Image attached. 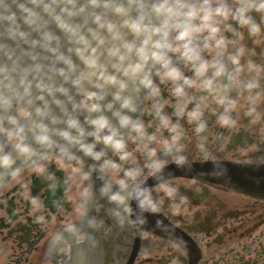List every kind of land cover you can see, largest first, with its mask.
Listing matches in <instances>:
<instances>
[{"label": "clouds", "instance_id": "clouds-1", "mask_svg": "<svg viewBox=\"0 0 264 264\" xmlns=\"http://www.w3.org/2000/svg\"><path fill=\"white\" fill-rule=\"evenodd\" d=\"M245 32L264 38V0H0V130L11 143V150L0 146V169L15 175L21 157L90 158L101 202H110L121 223L156 211L142 177L151 168L167 181L169 160L191 167L184 122L201 155L211 157L206 110L221 126H234L235 90L247 92L244 114L261 118L264 89L254 90L264 65L253 59ZM212 166L224 167L218 157ZM113 169L123 171L115 181ZM90 189L80 193L85 205L96 203ZM164 189L175 191L167 183Z\"/></svg>", "mask_w": 264, "mask_h": 264}, {"label": "flooded vegetation", "instance_id": "flooded-vegetation-1", "mask_svg": "<svg viewBox=\"0 0 264 264\" xmlns=\"http://www.w3.org/2000/svg\"><path fill=\"white\" fill-rule=\"evenodd\" d=\"M244 42L264 65V38L254 40L245 32ZM161 88L167 98L163 83ZM261 89L264 75L254 91ZM231 95L240 98L234 126H221L206 110L211 157L201 155L191 125L182 120L191 167L166 161L167 181L147 168L142 180L158 209L134 220L121 223L110 202H101V178L90 158L82 164L36 158L9 175L0 184V264H264V92L256 121L244 114L247 92ZM143 118L147 122L152 116L144 113ZM129 146L137 149L136 162L144 164L139 146L134 141ZM217 157L223 168H213ZM82 171L90 175L85 178ZM111 175L115 181L123 171L113 169ZM164 183L175 189L171 196ZM86 186L95 204L85 205L80 193Z\"/></svg>", "mask_w": 264, "mask_h": 264}, {"label": "water", "instance_id": "water-1", "mask_svg": "<svg viewBox=\"0 0 264 264\" xmlns=\"http://www.w3.org/2000/svg\"><path fill=\"white\" fill-rule=\"evenodd\" d=\"M7 127H8L7 125L4 126L5 129ZM5 133H6V131L0 130V146H2L4 148V150H11V145L8 144V142L6 140ZM36 158L37 157H32V158H29V159L25 160L23 157H21V158L18 159L17 165H15L14 167H18L20 169L22 166L31 163ZM9 175H12L11 170H2V169H0V184L3 181H5L7 179V177H9Z\"/></svg>", "mask_w": 264, "mask_h": 264}, {"label": "rangeland", "instance_id": "rangeland-1", "mask_svg": "<svg viewBox=\"0 0 264 264\" xmlns=\"http://www.w3.org/2000/svg\"><path fill=\"white\" fill-rule=\"evenodd\" d=\"M6 135H7V132H6ZM6 138H7L8 144L11 145L10 141L8 140V136H6Z\"/></svg>", "mask_w": 264, "mask_h": 264}, {"label": "bare ground", "instance_id": "bare-ground-1", "mask_svg": "<svg viewBox=\"0 0 264 264\" xmlns=\"http://www.w3.org/2000/svg\"><path fill=\"white\" fill-rule=\"evenodd\" d=\"M5 136H7L6 133H5ZM6 140H7V138H6ZM7 142H8V141H7ZM32 162H33V161H32Z\"/></svg>", "mask_w": 264, "mask_h": 264}]
</instances>
